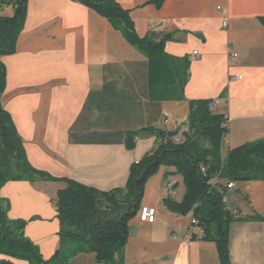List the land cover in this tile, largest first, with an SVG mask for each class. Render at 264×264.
Listing matches in <instances>:
<instances>
[{"label":"crops","instance_id":"obj_1","mask_svg":"<svg viewBox=\"0 0 264 264\" xmlns=\"http://www.w3.org/2000/svg\"><path fill=\"white\" fill-rule=\"evenodd\" d=\"M6 1L0 0V15L12 16L14 4ZM117 1L131 10L140 37L171 34L165 52L190 58L184 99L151 97L148 58L96 10L79 0H29L16 51L2 58L7 69L2 101L33 167L99 190L124 188L132 164L156 146V137L136 136L130 150L127 137L84 143L70 134L127 135L155 127L177 132L174 139L182 141L192 100H221L215 112L229 118L223 159L233 148L264 139V0H163L161 7L152 0ZM174 170L162 166L147 182L146 193L155 199L142 206L155 208L156 219L131 221L136 232H130L123 251L126 263L222 264L216 243L199 237L192 213L164 206L168 194L180 201L186 191ZM65 186L64 180H20L1 189L9 217L28 221L26 235L45 258L60 245L56 198ZM225 199L242 216L264 217L261 181L234 183ZM230 258L233 264H264V220L232 223ZM71 263L97 264L95 254L86 251Z\"/></svg>","mask_w":264,"mask_h":264},{"label":"trees","instance_id":"obj_2","mask_svg":"<svg viewBox=\"0 0 264 264\" xmlns=\"http://www.w3.org/2000/svg\"><path fill=\"white\" fill-rule=\"evenodd\" d=\"M29 0H7L14 4L12 16L0 15V264H72L80 252H93L97 264H127L123 251L130 237L131 221L142 208V198L149 179L162 166L173 167L181 175L186 191L180 201L171 194L163 199L174 213H192L203 240L215 242L222 264H233L230 258V228L237 220L263 221L261 214L242 216L227 206L228 183H264V139L242 144L222 158V144L229 132L226 114L211 112L210 100L190 102L189 131L182 141H175V131L148 127L125 134L72 132L70 139L84 143H119L126 137L143 134L156 137V146L135 161L124 188L99 190L74 179H61L38 170L29 162L24 143L11 114L2 101L7 86V69L2 58L13 54L24 28ZM106 17L125 39L149 60L151 97L157 100H182L190 77L188 56L174 57L165 52L171 34L161 38L140 37L131 10L117 0H79ZM163 0H152L157 7ZM264 24V17L261 18ZM208 142V146L206 145ZM224 179L226 184L214 183ZM64 180L66 186L57 193V217L60 223L59 248L48 258L39 245L26 235L27 220L8 215V201L1 195L9 181ZM194 238L196 235L193 236Z\"/></svg>","mask_w":264,"mask_h":264},{"label":"built area","instance_id":"obj_3","mask_svg":"<svg viewBox=\"0 0 264 264\" xmlns=\"http://www.w3.org/2000/svg\"><path fill=\"white\" fill-rule=\"evenodd\" d=\"M225 25H227V23ZM194 55H198V52H195ZM235 56H237V54H235ZM234 78L240 79L241 76L236 75ZM220 101L221 100L219 98H215V99L210 100L209 105H208L209 110L211 112H215ZM233 187H234L233 182L228 183V188H233ZM156 215H157L156 209L152 208V207H148V206H142V208L140 209V212L138 214L140 220L144 221V222H154L156 219ZM193 223H195L194 219H193Z\"/></svg>","mask_w":264,"mask_h":264},{"label":"water","instance_id":"obj_4","mask_svg":"<svg viewBox=\"0 0 264 264\" xmlns=\"http://www.w3.org/2000/svg\"><path fill=\"white\" fill-rule=\"evenodd\" d=\"M175 141H177L176 139H174ZM127 148L132 150L135 148V139H129L128 142H127ZM130 232L132 234H135L136 232V227L135 226H130Z\"/></svg>","mask_w":264,"mask_h":264},{"label":"rangeland","instance_id":"obj_5","mask_svg":"<svg viewBox=\"0 0 264 264\" xmlns=\"http://www.w3.org/2000/svg\"><path fill=\"white\" fill-rule=\"evenodd\" d=\"M156 175V174H155ZM154 175V176H155ZM154 176H152V177H154ZM151 177V178H152ZM150 178V179H151ZM149 179V180H150ZM146 190H147V188L145 189V193H144V196H143V198H142V204H143V202L144 201H146V200H154L155 199V196H154V194L153 193H146ZM150 192H152V191H150Z\"/></svg>","mask_w":264,"mask_h":264}]
</instances>
